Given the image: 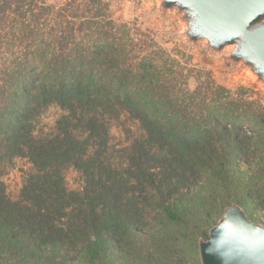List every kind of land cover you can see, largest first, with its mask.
Returning a JSON list of instances; mask_svg holds the SVG:
<instances>
[{
    "label": "trees",
    "instance_id": "16d2710c",
    "mask_svg": "<svg viewBox=\"0 0 264 264\" xmlns=\"http://www.w3.org/2000/svg\"><path fill=\"white\" fill-rule=\"evenodd\" d=\"M124 28L102 0H0V264H200L225 208L264 220V107L208 78L190 92Z\"/></svg>",
    "mask_w": 264,
    "mask_h": 264
},
{
    "label": "rangeland",
    "instance_id": "374dc122",
    "mask_svg": "<svg viewBox=\"0 0 264 264\" xmlns=\"http://www.w3.org/2000/svg\"><path fill=\"white\" fill-rule=\"evenodd\" d=\"M64 1L66 0H50L55 5ZM102 1L108 5L113 20L120 24L122 28L127 26L131 34L138 40V49L142 47V51L152 52V54L161 58L163 62L167 56L172 59V63L167 67L170 69L176 68V71H180L179 73L184 75L185 80L180 77L176 81L180 84L184 82L190 92L198 87L199 80L208 78L213 80L215 85L221 86L234 94L241 88L246 92L248 101H251L253 106L259 104L264 107V90L262 86L244 68L228 61L229 50L226 49L221 54L212 55L202 43L189 45L183 37L184 24L175 11L163 12L159 8L158 0ZM127 28H124V30ZM177 87L181 86L177 85ZM209 98L215 100L213 96L210 97L209 95ZM254 110L257 109L254 108ZM61 114L57 107H50L44 114V123L52 126ZM259 119L261 120L257 121L262 123L264 129V121H262L264 117ZM139 128L141 127L139 126ZM135 135L136 137L140 136L141 131L137 130ZM111 140L113 144H126L129 142L120 128L112 129ZM27 167L26 160L17 159L14 166L4 175L2 180L11 199L18 195L22 187V175ZM64 176L69 191H79L82 188V180L73 168L66 170ZM256 216L262 217L264 213L259 212ZM249 220L264 227V220L261 221L258 217Z\"/></svg>",
    "mask_w": 264,
    "mask_h": 264
},
{
    "label": "water",
    "instance_id": "95a60500",
    "mask_svg": "<svg viewBox=\"0 0 264 264\" xmlns=\"http://www.w3.org/2000/svg\"><path fill=\"white\" fill-rule=\"evenodd\" d=\"M158 5L163 12L175 11L180 16L189 45L202 43L212 55L228 49V61L244 68L264 90V0H158ZM233 210L248 224L263 227L251 222L237 205L227 207L208 231V239L198 241L200 264H222L207 251V241L218 228L225 235L232 232L238 223ZM227 247L229 251L238 247L235 238ZM232 264H264V254L253 260L236 254Z\"/></svg>",
    "mask_w": 264,
    "mask_h": 264
},
{
    "label": "clouds",
    "instance_id": "9594fccd",
    "mask_svg": "<svg viewBox=\"0 0 264 264\" xmlns=\"http://www.w3.org/2000/svg\"><path fill=\"white\" fill-rule=\"evenodd\" d=\"M238 223L233 225V230L225 235L222 229H217V234L207 241V251L221 259L222 264H232L236 254L245 255L253 260L257 255L264 254V227L248 224L233 210ZM235 238L238 247H227L230 240Z\"/></svg>",
    "mask_w": 264,
    "mask_h": 264
}]
</instances>
